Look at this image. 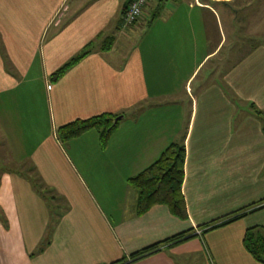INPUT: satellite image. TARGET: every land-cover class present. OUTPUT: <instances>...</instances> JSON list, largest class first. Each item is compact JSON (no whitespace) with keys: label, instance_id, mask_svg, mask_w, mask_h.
I'll list each match as a JSON object with an SVG mask.
<instances>
[{"label":"crops","instance_id":"crops-1","mask_svg":"<svg viewBox=\"0 0 264 264\" xmlns=\"http://www.w3.org/2000/svg\"><path fill=\"white\" fill-rule=\"evenodd\" d=\"M124 2L0 0V103L17 97L3 126L67 202L39 196L26 167L0 166V264H260L243 241L264 229V0H150L129 27ZM101 115L122 118L106 147L92 130L66 151L57 129ZM172 144L185 148L188 220L165 206L137 217L128 180ZM182 233L193 238L129 263Z\"/></svg>","mask_w":264,"mask_h":264},{"label":"trees","instance_id":"trees-1","mask_svg":"<svg viewBox=\"0 0 264 264\" xmlns=\"http://www.w3.org/2000/svg\"><path fill=\"white\" fill-rule=\"evenodd\" d=\"M126 12L127 9H123V18ZM112 41L113 38L107 39L103 43V49L109 50L112 45ZM93 51V45L90 44L81 54L71 59L67 64L56 71L50 77V81L52 83L58 82L70 69L78 65ZM256 115L261 119L263 123L264 132V113L258 112ZM117 118L118 116L101 115L88 120H76L70 124L59 127L56 131V135L59 142L64 144L79 138L89 131L95 130L99 133L101 148H105L109 137L117 128V125L114 126V120H116ZM185 161L186 153L184 146L180 144H172L161 154L159 159L154 164H152L137 176L128 180L129 186L137 194L135 204V215L137 217L143 216L155 206H165L169 210L170 214L175 218L179 219L180 221L188 220L187 207L182 194V188L185 179ZM33 185L36 193L39 196L43 197L45 193L40 190L41 187L38 186L35 182L33 183ZM51 199L55 200L54 198ZM245 215L246 212L240 214L239 217H236L227 223H232ZM220 226L221 224H215V226L214 224L209 225L204 228L206 230L204 233L212 231ZM192 238L193 237L190 235V233L179 234L164 242L155 244L147 249L142 250L141 252L133 254L130 258L129 263H137L158 253L164 246L174 247L176 245H180L184 242L190 241ZM243 244L245 250L252 256V258L256 262L264 264V229L253 228L247 231ZM114 264L123 263L121 261Z\"/></svg>","mask_w":264,"mask_h":264},{"label":"rangeland","instance_id":"rangeland-1","mask_svg":"<svg viewBox=\"0 0 264 264\" xmlns=\"http://www.w3.org/2000/svg\"><path fill=\"white\" fill-rule=\"evenodd\" d=\"M49 83L52 84L51 82H49ZM50 87L52 89L51 85H50ZM34 95L36 97H38V98H36V101H37V105L39 107L42 106V103L45 105L44 98H43V92L41 90L38 91ZM11 96L12 97H9L6 102L1 100L2 102L0 103V123L2 125V126L0 125V166L3 169H8L10 171H17V172L26 167L25 171L28 170V175L32 178V180L38 186L41 187L40 190H42L43 193H45L44 196H46L48 200H50L51 198H54L57 202L67 203L65 198L60 196L54 189L47 186L45 184V182L43 181L41 175L37 173V171L33 167L34 164H31V161L27 156L29 150L28 151L25 149L23 150L21 148V145L19 144V142H16L15 138H18V135H17L15 130L17 128L14 127L11 131H7L5 126H3V122H2L3 120L2 119L4 118V114L8 111V110H6L5 107L7 104L13 103L14 100H16V98H17L16 95H11ZM25 100L31 101V104H34V102H35V100L31 99L30 96H27ZM32 100H34V101H32ZM12 108L13 109L10 110L11 113L15 112V113H17V115H19L21 110L14 109V107H12ZM24 111H25V109H24ZM30 111H34V109H30ZM15 113H13V115L15 117H17ZM40 116L42 117L43 115H40ZM43 120H44V117H43ZM42 124L43 125H36L35 138H38V137L45 138L47 136V133L49 131L48 130L49 124L48 123L46 124L43 121H42ZM19 132H20L19 136H21V131L19 130ZM64 148L66 149V151L68 150V148H69L68 143L64 144ZM22 166H24V168H22ZM52 201H54V200H52ZM57 202H55V203H57ZM61 204H63V203H61ZM261 235H262V233H261ZM193 262L198 264V263H200V260L198 259V257H196L195 260H193ZM178 264H184V262L179 260Z\"/></svg>","mask_w":264,"mask_h":264},{"label":"built area","instance_id":"built-area-1","mask_svg":"<svg viewBox=\"0 0 264 264\" xmlns=\"http://www.w3.org/2000/svg\"><path fill=\"white\" fill-rule=\"evenodd\" d=\"M149 2L150 0H131L127 8V12L123 18V25L125 27L135 25L142 17Z\"/></svg>","mask_w":264,"mask_h":264},{"label":"water","instance_id":"water-1","mask_svg":"<svg viewBox=\"0 0 264 264\" xmlns=\"http://www.w3.org/2000/svg\"><path fill=\"white\" fill-rule=\"evenodd\" d=\"M130 2H131V0H125V2L123 4V9H127ZM121 119H122L121 117H118L116 120H114V126H116L118 121H120Z\"/></svg>","mask_w":264,"mask_h":264}]
</instances>
